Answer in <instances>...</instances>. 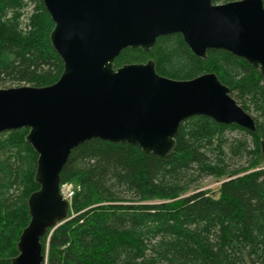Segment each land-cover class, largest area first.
Masks as SVG:
<instances>
[{"label": "trees", "instance_id": "16d2710c", "mask_svg": "<svg viewBox=\"0 0 264 264\" xmlns=\"http://www.w3.org/2000/svg\"><path fill=\"white\" fill-rule=\"evenodd\" d=\"M53 28L43 0H0V88L60 78ZM207 55L196 56L174 33L150 51L124 49L114 64L153 59L173 79L214 72L253 116L256 132L193 115L169 156L128 142L81 143L61 173V184L75 187L70 218L42 238L46 264H264V76L228 51ZM28 131L0 133V264L18 254L28 198L39 188ZM208 177L223 179L218 197L201 189Z\"/></svg>", "mask_w": 264, "mask_h": 264}, {"label": "water", "instance_id": "95a60500", "mask_svg": "<svg viewBox=\"0 0 264 264\" xmlns=\"http://www.w3.org/2000/svg\"><path fill=\"white\" fill-rule=\"evenodd\" d=\"M43 1L63 72L48 86L0 88V133L28 128L25 140L38 155L39 188L28 198L30 221L11 264H46L42 238L70 218L61 173L81 143L128 142L169 156L182 121L193 115L256 132L253 116L216 73L173 79L159 74L153 59L116 68L124 49L150 51L159 37L179 33L196 56L225 50L264 76L263 0Z\"/></svg>", "mask_w": 264, "mask_h": 264}, {"label": "rangeland", "instance_id": "374dc122", "mask_svg": "<svg viewBox=\"0 0 264 264\" xmlns=\"http://www.w3.org/2000/svg\"><path fill=\"white\" fill-rule=\"evenodd\" d=\"M13 86H19V85H16V84L10 85V87H13ZM261 163L262 165H264V159L261 161ZM222 180L223 179H216V178L208 177V178H205L201 182L200 187L203 190H207L212 196L218 197L219 196L218 189L222 183Z\"/></svg>", "mask_w": 264, "mask_h": 264}, {"label": "built area", "instance_id": "2783aa9c", "mask_svg": "<svg viewBox=\"0 0 264 264\" xmlns=\"http://www.w3.org/2000/svg\"><path fill=\"white\" fill-rule=\"evenodd\" d=\"M61 193L63 194L64 198L70 201L75 193L74 185L72 183L61 184Z\"/></svg>", "mask_w": 264, "mask_h": 264}, {"label": "flooded vegetation", "instance_id": "af4514ba", "mask_svg": "<svg viewBox=\"0 0 264 264\" xmlns=\"http://www.w3.org/2000/svg\"><path fill=\"white\" fill-rule=\"evenodd\" d=\"M230 1H232V0H230ZM213 2H214V0H213ZM225 2H228V1H225ZM225 2H218V3H225ZM214 3L218 4L217 2H214Z\"/></svg>", "mask_w": 264, "mask_h": 264}]
</instances>
